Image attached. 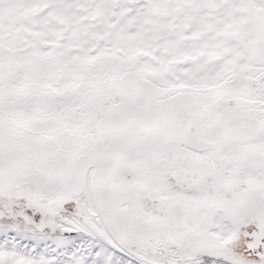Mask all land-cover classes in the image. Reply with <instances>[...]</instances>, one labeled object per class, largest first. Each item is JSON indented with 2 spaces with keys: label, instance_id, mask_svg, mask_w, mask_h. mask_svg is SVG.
I'll use <instances>...</instances> for the list:
<instances>
[{
  "label": "snow or ice",
  "instance_id": "snow-or-ice-1",
  "mask_svg": "<svg viewBox=\"0 0 264 264\" xmlns=\"http://www.w3.org/2000/svg\"><path fill=\"white\" fill-rule=\"evenodd\" d=\"M0 264H264V0H0Z\"/></svg>",
  "mask_w": 264,
  "mask_h": 264
}]
</instances>
